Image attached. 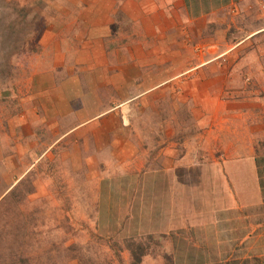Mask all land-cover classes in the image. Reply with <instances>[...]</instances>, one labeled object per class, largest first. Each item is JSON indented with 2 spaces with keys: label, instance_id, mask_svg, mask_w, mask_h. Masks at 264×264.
<instances>
[{
  "label": "rangeland",
  "instance_id": "rangeland-1",
  "mask_svg": "<svg viewBox=\"0 0 264 264\" xmlns=\"http://www.w3.org/2000/svg\"><path fill=\"white\" fill-rule=\"evenodd\" d=\"M132 1L138 4V0H0V159L3 166L9 163L13 168L0 170V264L19 258L29 264H133L127 246L131 239L144 246L139 264H254L256 260L264 264V228L255 227L263 226L264 204L239 202V187L224 178L223 160L234 157L229 154L233 147L228 146L241 140L239 135L215 138L207 134L210 127L216 129L220 115L229 120L224 127L231 131L238 127L231 123L235 116L226 112L216 115L215 111L208 114L202 109L200 68L181 76L171 90L161 93L162 99L169 100L166 106L161 102L150 106L151 94L112 111L108 105L123 102L129 92H102L99 107L111 112L95 120V125L85 124L62 138L65 130L79 123L75 113L81 110L85 119L83 111L97 110V101L93 89L83 100V91L72 93L71 85L63 91L61 84L57 90V83L71 79L73 88L78 84L92 87L91 82L101 81L86 71L95 67L100 73L101 56L112 62V67L117 66L123 48L153 33L151 27L132 25L129 20L134 18L124 17L132 10ZM153 2L147 7L150 12ZM254 2L263 17L264 8ZM251 3L238 6L245 11L242 14L247 22L257 10ZM237 13L234 6L222 15L230 20ZM110 19L114 25L105 28L103 24ZM214 29L210 36L215 41L228 30ZM250 29L235 33L230 29L227 44L243 39ZM179 30L187 56L193 59L189 67L195 66L206 48L201 26ZM150 39L147 48L155 46L157 50L162 45H154L155 36ZM94 47L98 50L93 51ZM249 47V43L247 49L243 47L246 56H239L241 59L216 57L217 61L209 64L228 69L240 62L242 73L236 72L241 75L239 91L253 84L250 71L243 70L254 62L248 57ZM162 74L150 84L171 75L167 70ZM120 76L107 73L104 79L118 82ZM230 80L216 92L220 99L225 94L231 99ZM185 82H190L189 89ZM240 98L251 100L250 95ZM170 99L177 105L170 106ZM186 102L193 107L185 106ZM208 116H212L210 120ZM160 126L162 135L176 131L178 138H160ZM138 131L142 138H128ZM95 132L98 143L93 145ZM242 140L243 147L253 142ZM125 142L126 146L122 145ZM129 142L137 147L136 157L146 160L145 171L125 169L123 162L119 165L127 156ZM169 142L173 147L167 158L174 170L159 175L155 167L160 164L155 158ZM95 147L102 151L98 157L93 156ZM113 159L114 163L108 164ZM31 165L32 170L26 171ZM247 185L243 189L250 188V182ZM166 186L172 187L171 191Z\"/></svg>",
  "mask_w": 264,
  "mask_h": 264
},
{
  "label": "crops",
  "instance_id": "crops-1",
  "mask_svg": "<svg viewBox=\"0 0 264 264\" xmlns=\"http://www.w3.org/2000/svg\"><path fill=\"white\" fill-rule=\"evenodd\" d=\"M95 1L98 2V0ZM151 1L159 3L158 5L154 4V2L152 3L153 5L152 12H150L149 9H147V7L150 6L149 5L150 0L149 1L138 0V4L135 1H132V7H131L132 10H130L129 15L126 14L124 15V17L127 19H130V16L134 18L132 20H129L130 24L133 23L132 25H143L145 27H151L150 30L153 31V33H151L148 36L143 35L141 36L142 37L141 40L138 39L137 41H133L131 42L130 47H126L125 49L123 48L122 49L123 55L121 54V58L120 59L118 58L117 66L114 65L112 67L113 65L112 62L107 60L104 56L100 57L99 55L100 51H97L98 57H100L99 60L102 58V61L104 62L103 66L99 68L100 73H96L94 71L96 70L95 67L93 68L94 70L92 69V72H90L88 69V65L84 66L85 68L88 69L86 71V74L95 75L97 78L100 79L101 82H99V80L97 82H91L92 87H90L89 84L87 86L86 84L84 86L79 84L73 85L74 88L72 87L71 82H69L71 81V79L68 80L69 83L65 81L66 79L63 82L61 81V83H57L58 84L57 90L59 89L60 87L59 85L61 84L60 88H62L63 91H68L70 85H71V89L69 91L70 92L74 91L72 93L77 92V95H80L81 91H83V94H81L80 96V98H82L83 100H87V96H88L87 92L93 89V91H96L95 101H97L96 103L97 110H94L93 112H89V113L88 111H83L84 115L86 116L85 119L81 118L82 115L81 110L80 111L75 110L77 111L75 114H79L80 121L73 128L69 129L68 131L65 130V133L62 134L63 135L62 138L72 133L73 130L80 128L85 124L87 125L89 123L91 124L93 123V125H95V120L97 121L100 117L108 113L107 111L109 109L101 110V107H99V105L103 101L102 92H106V91L112 92L114 90L117 92L121 90H126V92H129V96L126 97L123 100V102L112 101V104L108 105L112 111H114L113 109L115 108L118 109L120 107H123V104L125 103L127 104L133 103V101H135L138 96H145L151 94H153V99L149 101L150 106L154 105L157 102L158 103L161 102L162 103L161 105L166 106L167 104L166 102L169 100L162 99L161 97L163 95H161V93L171 90L175 85V83L178 81V79L182 78L185 74L189 73L195 68H200L202 74L201 86L203 88V95L201 102L202 109L205 112H208V114L214 111L216 115L221 113L224 114V112H226V114L229 113L231 114L232 117L235 116V118L233 119V121H231V123H235V126L238 127L233 131H231L230 127H224L223 123L229 120H227L226 117L222 119L223 116L220 115V117H217L219 118V120L218 122H216L218 123L216 129L213 130V128L210 127V129L207 131V134L209 135L211 134L215 138L218 137L220 138L221 135L225 136L226 138H234L235 136L237 137L239 135L241 140V143L236 144L235 146H232L231 144H229L228 146L229 149L230 147L231 148L233 147L231 151H229V154L234 157L223 160V166L221 171H223L224 178H228V180L232 184H234L236 188L239 187V189L237 188V191L239 192L238 194H236V196H238L239 198L238 199L239 202L249 203L252 205L254 204L258 205V203L260 205L264 204V21L261 20L262 12L261 14L258 13L260 12V10L257 9V6L254 2L257 0H251L253 2V4L251 3L252 7L253 8L256 7L255 9L257 10L256 13H254L253 16L250 17V22H247L246 17H244V15L242 14L244 11L243 8H238V6L244 7V5L250 0H151ZM97 4H95L96 9H97ZM234 6H236V9L239 11L237 15L240 18H238L237 16L236 18L227 20L228 16L226 13L227 17L225 19V16H223L222 13L228 10L230 11L231 8H233ZM136 7H137L136 9L137 11L134 9ZM219 16H222V18L220 20H217ZM111 23L113 24V20L110 19V23L105 22L103 25L106 28L107 26H110ZM194 25H197V27L201 26V30H202L201 38H203L202 41L204 43V47L206 48L205 51L203 49V51L200 52L202 54L201 60H199L197 64L195 63V66L193 64L189 67V64L191 63L190 60L193 59H190L187 56V50L183 38L179 37L181 36L179 34L180 31L179 28L181 29L182 26L185 27L188 26L191 30ZM204 27H210L211 29H206V28L202 29ZM217 27H224V28L226 27L228 28V30L225 32V34H223V38H219L217 41L211 40L213 38H211L210 34H215L214 28ZM242 28H251L249 35L245 36L243 39L240 40L236 39L234 44L232 43L227 44L228 38L230 37V29L232 30L233 33H235ZM156 32L158 34H155ZM233 35L235 37L237 34H233ZM152 36H155L156 38L155 39L156 43L154 42V45L157 43L162 44L160 47H158V49H161L160 52L158 49L156 50L155 46L153 47L150 46L149 48H147L150 41H152L150 39ZM248 43L250 46L249 48H251L249 54L250 56L248 57H250L254 62L249 64L247 70L246 68L243 70L247 72L250 71L252 77L250 78L253 84L250 85V88L245 87L243 89L242 87L241 91H239L238 90L239 85L242 84L240 83L241 75H238L236 72L240 71V73H242L239 67L240 62H238L236 65H232V66L230 65L231 67H229L228 69L219 68V67H217L218 68L217 69L216 67L209 66V64H212L213 62L217 61L216 57L221 58L226 56L227 59L233 57L234 60L238 58L241 59L239 56L244 55L245 57L246 54L242 53L243 52L242 49L243 47L247 49ZM92 50L95 51L98 50V48L94 47ZM162 50H165L164 51L165 54L161 53ZM146 52H148L147 55ZM95 60L97 59L95 58ZM92 65L93 63L90 62V66ZM213 68L217 69V71H213ZM164 70H167V72H169V75L170 73L171 75L165 78H161L160 80L156 79L152 84H150V82L156 77L160 75L163 76L162 72ZM107 73H111L112 75H121L122 76V77L120 76L121 80L117 82L114 79L110 78L109 83H107V80L104 79L106 78L104 77V75H107ZM204 75L206 76V78ZM229 77H231L230 83L233 81L231 83L232 85L231 99L227 98V96L229 97L228 94L227 95L225 94V96H223V98L220 99V96H218L219 93L217 94L216 92H220L222 88L226 86V82L229 79ZM185 83H186V89H189L190 82H185ZM61 91L59 92V95H62ZM53 94L51 93L52 96ZM234 95L237 96L234 97ZM247 95L248 96L250 95L251 97V100L249 99V102L245 101L243 98L242 99L240 98L242 96H247ZM104 97H106V95H104ZM171 99L174 98L171 96ZM58 101H62V99L58 97ZM170 102H171L170 106L177 105V103L172 102V100ZM60 104L61 106L65 107L64 103L62 102L57 103L58 106ZM187 105L190 106V102L189 104L188 102H186L185 106ZM58 110L60 111L61 108H58ZM71 113H68L67 116L70 117ZM211 117L212 116H208V119L210 120ZM173 119L176 123L179 124L181 123L180 119L178 118H173ZM207 122L209 123V121ZM159 129H160L159 133L161 135H159L158 133L157 134L160 138L164 137L170 140H172L173 138H178V132L176 131L164 132V134L162 135L163 133V131L161 130L162 127L160 126ZM236 130L238 133L234 135ZM97 133L98 132H95L93 136L95 142L90 141V143L94 142L93 145L98 143V140L97 141L95 140L98 135ZM146 137L147 136H144L145 139ZM243 137L248 139H253V142H250L249 143L250 145L248 146L246 145L245 147H243L244 146L243 144L245 143L242 140ZM128 138H142L141 132L138 131L136 135L133 133V135L132 136L129 135ZM102 144L105 145V143H100V146H102ZM113 145H115L114 142H112L111 146L113 147ZM122 145L126 146V142L123 143ZM223 146H225V144ZM127 147H128V151L126 153L127 156L124 157L121 161H118L119 165H121L123 162L126 164L125 169L131 171H138V172L145 171L146 164L144 165L143 163L146 160L139 159L138 157H136V154H139V153H135L137 147L132 145L130 142L127 144ZM172 147H173V143L169 142L168 145L161 147L160 152L157 153V158H155L157 159L156 164L158 163L160 164L159 166L156 165L155 167V170L159 171L157 172V174L161 175V173L165 174L167 171L171 172L172 170L170 169L172 168L174 170V166L171 165L173 163H171L170 159L167 158V155L170 152H172L171 149ZM202 147L204 149L205 146H201V148ZM95 148L96 150L93 156L98 157V155L102 151L98 150L99 147H95ZM90 155L92 156V153ZM38 159L41 160L40 157ZM91 161L96 162L93 159H91ZM110 163H114V159L112 161H108V164ZM3 164L4 163H2L0 159V170L7 167H9V169H13L11 167L12 164L7 163L6 166H3ZM214 164L217 165L216 163ZM32 168L33 166L31 165L27 168L26 171L32 170ZM1 174L2 173H0V178L3 176V174L2 175ZM15 178H20V177H14V179ZM225 182L226 180H224V184H226ZM247 182H250L251 184L250 188L243 189V187L248 186ZM7 186H9L10 188L13 185H7ZM166 187L169 189L167 191H171L170 188L172 187H168V186ZM245 194L248 195V197H246ZM258 215L259 214L256 211V217H258ZM261 220H262L261 225L263 226H258V224H256L255 227L257 230L258 228L259 229L264 228V217L261 218ZM184 225L185 224L179 226V228L181 229L182 226ZM168 228L169 230H172L170 229V227ZM175 229H177V227H175Z\"/></svg>",
  "mask_w": 264,
  "mask_h": 264
},
{
  "label": "trees",
  "instance_id": "trees-1",
  "mask_svg": "<svg viewBox=\"0 0 264 264\" xmlns=\"http://www.w3.org/2000/svg\"><path fill=\"white\" fill-rule=\"evenodd\" d=\"M128 247L131 249V255L133 257V264H139L141 262V258L144 255V246L141 243H137L135 240H127ZM134 247H133V246ZM255 263L259 264V261L256 260ZM254 263V264H255ZM5 264V263H2ZM6 264H29L28 260L19 258L18 260H10L9 262H6ZM245 264H247L245 262Z\"/></svg>",
  "mask_w": 264,
  "mask_h": 264
},
{
  "label": "built area",
  "instance_id": "built-area-1",
  "mask_svg": "<svg viewBox=\"0 0 264 264\" xmlns=\"http://www.w3.org/2000/svg\"><path fill=\"white\" fill-rule=\"evenodd\" d=\"M259 3V6L263 9L264 8V0H257Z\"/></svg>",
  "mask_w": 264,
  "mask_h": 264
}]
</instances>
